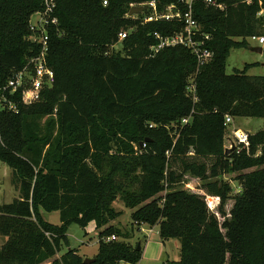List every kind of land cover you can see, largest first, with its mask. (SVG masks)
Returning <instances> with one entry per match:
<instances>
[{
    "label": "trees",
    "instance_id": "1",
    "mask_svg": "<svg viewBox=\"0 0 264 264\" xmlns=\"http://www.w3.org/2000/svg\"><path fill=\"white\" fill-rule=\"evenodd\" d=\"M212 1L192 6L194 40L212 52L198 67L183 46L151 50L155 34L172 36L182 22H144L150 7L128 16L150 2L159 14L170 5L184 13L178 0H54L46 53L54 81L25 104L21 89L3 88L39 53L29 25L44 0H0V161L19 193L0 204V264H83L75 249L57 254L71 225L90 224L99 238L92 264H138L140 243L111 225L117 199L132 224L179 242V260L166 264H264V76L247 75L255 64L225 72L231 49L263 38L264 0ZM226 116L262 119L248 153L224 154ZM232 173L235 195L223 180ZM187 176L202 194L184 189ZM41 211L58 212L60 224Z\"/></svg>",
    "mask_w": 264,
    "mask_h": 264
},
{
    "label": "rangeland",
    "instance_id": "2",
    "mask_svg": "<svg viewBox=\"0 0 264 264\" xmlns=\"http://www.w3.org/2000/svg\"><path fill=\"white\" fill-rule=\"evenodd\" d=\"M264 14V9H263ZM37 20L36 15L30 17V22L33 23ZM264 39V30H263ZM246 47L231 49L229 55L226 59L225 72L226 74H232L235 70H242L245 64H255L254 67L248 69L247 75L251 76H264V52L261 54L252 51L253 48H261L264 51V44H258L257 40H252L251 38L246 39ZM120 44L114 46V50H119ZM263 127V121L259 118H245L236 117L231 118V123L228 124L227 130L224 135V147L229 148V141L232 140V130L239 129L248 133H255L261 130ZM250 170L245 171L249 172ZM237 173L227 174L223 176V180L229 183L231 187V195H235L240 191V184L234 178ZM187 182L184 185V189L189 190L197 194H202L203 192L199 189L200 182L197 179L191 178L189 176L185 179ZM19 196L18 188L12 182V170L3 162L0 161V204L11 203L14 199ZM230 202H227L224 206L227 212L230 207ZM113 208L116 211L121 212V215L117 218V224L123 231H129L133 233V241L125 242L134 246L137 241L141 242L142 246L147 244V242H153L158 240V226H144L142 234L138 235L136 230V225L132 224L131 213L132 210L125 208L122 202L117 199L113 204ZM43 218L46 222L59 225V213L58 212H44L42 211ZM220 220L221 217H219ZM150 229V230H149ZM149 230V231H148ZM143 236H146L144 238ZM118 239V238H117ZM146 239V242H145ZM120 240V239H118ZM99 238L97 233L93 229V225L87 226L85 230H82L76 225H71L69 231L66 234V240L62 241V248L59 254H63L68 249H75L77 253L84 256L85 259H93L97 254ZM139 242V243H140ZM165 251L168 254L169 259L177 260L179 259V242L176 239L169 240L165 243ZM60 255V256H61ZM59 256V257H60ZM139 264H161L155 260L146 261L142 260Z\"/></svg>",
    "mask_w": 264,
    "mask_h": 264
},
{
    "label": "built area",
    "instance_id": "3",
    "mask_svg": "<svg viewBox=\"0 0 264 264\" xmlns=\"http://www.w3.org/2000/svg\"><path fill=\"white\" fill-rule=\"evenodd\" d=\"M198 0H178V3L183 4L187 10L184 13H181L176 6L170 5L165 8L164 12L160 14L155 10V3L150 2L148 5L152 10L153 14L144 18V22H152L157 20H164L167 22L170 21H179L183 23V28L180 32L169 36L161 37L158 34H155V37L158 39V44L152 47V52L156 54L163 48L173 47V46H183L188 48L192 54L197 59L198 67L208 63L212 58V52L206 48H201V44L196 42L194 38L200 32V26L192 16V6ZM249 1V0H247ZM207 4L214 5L212 0H206ZM103 5H106V1H103ZM217 8L221 9V5H217ZM54 10V0H44V8L42 11L35 13L37 20L33 23L30 22L29 30L31 35L29 39L33 43L40 45L39 53L30 58L25 67L15 73L13 77L7 82V85L3 88L11 89L12 92H15L18 89L23 91V103L32 104L37 102L40 99V93L43 89L49 88L52 86L54 81V72L47 66L46 63V53H47V42L48 34L47 28L50 25H56L57 20L53 17ZM126 36L125 32L119 33V40L124 39ZM207 39V36H205ZM252 40H257L258 44H263L264 39L258 37H251ZM187 91L194 94V76H191L187 80ZM195 100V97H194ZM8 108L14 110V107L11 104H8ZM190 117L182 120V124H186L189 121ZM231 123V117H225V126L227 128L228 124ZM251 134L239 129L232 130V140L229 141L228 147H234V152L240 153L245 151L248 153L250 147L249 136ZM141 147H144L142 144ZM256 155H259V152H256ZM118 240L115 236H111L105 239L108 241Z\"/></svg>",
    "mask_w": 264,
    "mask_h": 264
},
{
    "label": "crops",
    "instance_id": "4",
    "mask_svg": "<svg viewBox=\"0 0 264 264\" xmlns=\"http://www.w3.org/2000/svg\"><path fill=\"white\" fill-rule=\"evenodd\" d=\"M262 14H263V11H262ZM40 214H41V217L43 218L42 211L40 212ZM43 220L46 221L44 218H43ZM116 220L111 222V225L119 228V226L117 224L118 222ZM90 225H93V224H90ZM144 226H145L144 224H142L140 226H136V230L138 232V235L142 234L141 232H143ZM93 229L95 231L94 225H93ZM157 236H158V240H154L153 242H147V244L142 246L141 259L138 262V264L142 260H146V261L155 260L157 262H160L161 264H166V262H168V261H178L179 260V259H177V260L169 259L168 254L165 251V243L168 242L169 240L161 241L158 234H157ZM143 237L146 238V236H143ZM170 240H173V239H170ZM128 241H130V242L133 241V238L128 240ZM137 242L139 243L140 241L138 240ZM145 242H146V239H145ZM140 246H141V242H140ZM60 255L61 254H57V257L59 258ZM81 257L85 259L84 256H81Z\"/></svg>",
    "mask_w": 264,
    "mask_h": 264
},
{
    "label": "water",
    "instance_id": "5",
    "mask_svg": "<svg viewBox=\"0 0 264 264\" xmlns=\"http://www.w3.org/2000/svg\"><path fill=\"white\" fill-rule=\"evenodd\" d=\"M147 9H149L148 5H142V6H132L128 12V16H133L142 12H145ZM252 51L257 52L259 54L262 53V49L261 48H253ZM251 135H253V132L250 133ZM234 151V147L232 146L231 148H225L224 150V154L228 155L229 153ZM140 249V245L137 244V250ZM94 263V259H84L83 260V264H92Z\"/></svg>",
    "mask_w": 264,
    "mask_h": 264
}]
</instances>
